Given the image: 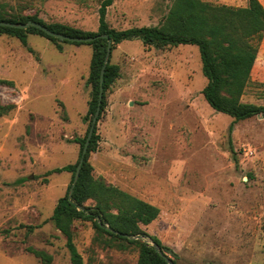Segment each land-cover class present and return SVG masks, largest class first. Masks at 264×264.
Segmentation results:
<instances>
[{"label": "rangeland", "instance_id": "obj_1", "mask_svg": "<svg viewBox=\"0 0 264 264\" xmlns=\"http://www.w3.org/2000/svg\"><path fill=\"white\" fill-rule=\"evenodd\" d=\"M102 1L0 4L6 13L37 14L46 23L95 32ZM174 1L114 0L107 20L117 29L159 25ZM92 56L91 44L35 33L25 44L0 32V79L13 82L0 83V108L13 106L0 115V264H72L52 215L73 173L47 172L79 161L81 144L74 139L85 137L90 124ZM110 60L120 76L97 122L93 175L159 207L157 219L142 227L174 251L167 255L178 264H264V116L235 121L208 103L198 45L125 39ZM241 101L264 105V37ZM72 230L83 264H137L138 245L123 246L92 219L74 220ZM28 247L46 251L52 261Z\"/></svg>", "mask_w": 264, "mask_h": 264}, {"label": "trees", "instance_id": "obj_2", "mask_svg": "<svg viewBox=\"0 0 264 264\" xmlns=\"http://www.w3.org/2000/svg\"><path fill=\"white\" fill-rule=\"evenodd\" d=\"M114 0H103L99 8L98 31H83L72 26L55 22L46 23L37 14L25 15L20 13H6L0 4V20L10 22L37 21L48 28L73 37H90L108 35L112 40V50L125 39L140 38L145 46L165 47L178 44L198 45L202 55L203 71L209 82L203 89L208 103L217 111L227 113L235 121L264 116V105L244 104L242 95L256 62L260 41L264 37V4L261 0H248L246 6L218 5L204 0H175L164 21L159 25L117 29L111 27L107 20L108 8ZM0 32L16 35L25 44L29 33L43 35L52 41H67L75 44H91L93 56L91 60L88 84L91 86V99L87 116L90 120L85 137H76L74 141L81 144L80 158L85 145L93 117L96 113L100 93L101 70L108 48V38L97 37L91 42H78L56 38L43 30L31 26L27 29L0 25ZM62 49V46H59ZM120 76V66L111 63L106 65L104 74V97L98 121L102 117L106 106V93ZM0 83L13 85L12 81L0 79ZM13 106L0 108V115L8 113ZM234 123L230 126V132ZM101 135L95 126L87 153L84 158L81 173L69 199L78 162L56 167L47 175L62 172H72L73 178L64 196L54 208L52 219L56 227L66 236V244L70 251L72 264H83V257L79 252L72 230L74 220L92 219L95 226L113 239L129 244H137L139 257L137 264H169L159 251L147 242L128 238L106 227L109 224L114 230L133 235L142 234L154 240L163 250L167 248L161 240L144 230L142 225H148L160 214L159 207L141 198L131 195L117 186L109 185L93 175V165L90 156L99 148ZM231 150L235 148L231 142ZM89 200L94 205H87ZM115 210V211H113ZM36 256L50 263L53 257L44 250L28 247ZM174 262L178 264L175 260Z\"/></svg>", "mask_w": 264, "mask_h": 264}, {"label": "water", "instance_id": "obj_3", "mask_svg": "<svg viewBox=\"0 0 264 264\" xmlns=\"http://www.w3.org/2000/svg\"><path fill=\"white\" fill-rule=\"evenodd\" d=\"M0 25L18 27V28H24V29H27V28H29L31 26H35V27L43 30L47 34H49L51 36H54L56 38L66 39V40H70V41H78V42H91V41L95 40L97 37H100V36H104V37L108 38L107 53H106V57H105V60H104V65H103L102 70H101L100 93H99L98 107H97L96 113H95V115L93 117L92 124L90 126V130L88 132V136H87L85 145L83 147L82 156L80 158V161L78 162V165H77V168H76V172H75V176H74L72 185H71L70 190H69V199H72L73 191H74L76 183H77V181L79 179V176H80V173H81V169H82V165H83V162H84V158H85V155L87 153L88 146L90 144V141H91L95 126H96V124L98 122V116H99L100 111H101L102 100H103V97H104V87H103L104 74H105L106 65L109 63L110 57L112 55V40H111V38H109V36L107 34L106 35H99V36H90V37H73V36L66 35V34H63V33H60V32H56V31L48 28L46 25H43V24H41V23H39L37 21H34V20H29L28 22H25V23H23V22H10V21H5V20H0ZM106 227L108 229L112 230V231H115L118 234H122V235H124V236H126L128 238H131V239H135V238L141 237L139 235H133V234H129V233H121L118 230H114L110 226H106ZM146 237L149 239V242L159 251V253L162 256H164V258L167 260V262L169 264H176L174 262V260L170 256L167 255V252L174 254V251L172 249L169 248L167 251H165L154 240H152L150 237H148V236H146Z\"/></svg>", "mask_w": 264, "mask_h": 264}]
</instances>
